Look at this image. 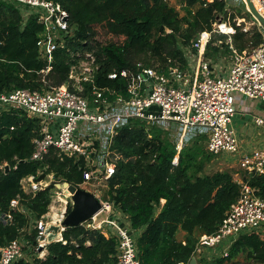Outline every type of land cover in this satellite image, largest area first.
Wrapping results in <instances>:
<instances>
[{
	"label": "trees",
	"instance_id": "obj_1",
	"mask_svg": "<svg viewBox=\"0 0 264 264\" xmlns=\"http://www.w3.org/2000/svg\"><path fill=\"white\" fill-rule=\"evenodd\" d=\"M52 1L68 12L69 30L49 66L38 47L45 35L38 15L31 13L25 21L22 7L0 0V94L17 89L45 92L62 85L74 89L72 67L93 54V82L84 83L82 95L91 96L96 86L110 91L112 99L128 97V81L110 79V74L135 71L139 63L166 76L170 68L185 71L186 50L196 53L194 44L203 32L212 33L207 59L216 62L231 54L229 36L213 32L216 23L236 29L231 41L240 53L264 40L257 27L243 32L253 17L246 9L229 16L225 0H181L180 10L168 0ZM40 134L38 119L22 110L0 108V249L23 239L31 253L17 264H117V239L85 225L66 228L62 241L45 247L43 258L36 253V223L49 212L56 183L81 186L86 169L83 158L65 157L55 149L43 160H31ZM206 141L207 136L199 135L178 152L170 132L140 120H132L114 138L109 160L116 173L103 198L128 217L132 232H140L136 243L142 264H190L194 257L196 264H264V227L240 235L226 257L221 245L215 252L195 253L199 238L217 231L241 194L232 170L211 171L216 156L208 152ZM43 173L54 182L26 192L22 181ZM242 180L264 199V176L243 173ZM14 200L17 207L11 205ZM3 215L11 219L4 222ZM179 232L185 233L183 240H178Z\"/></svg>",
	"mask_w": 264,
	"mask_h": 264
},
{
	"label": "built area",
	"instance_id": "obj_2",
	"mask_svg": "<svg viewBox=\"0 0 264 264\" xmlns=\"http://www.w3.org/2000/svg\"><path fill=\"white\" fill-rule=\"evenodd\" d=\"M12 1L23 8L25 21L34 13L44 24L45 35L38 42V47L42 58L50 66L53 52L64 46V35L69 30L68 12L52 0ZM251 1L264 18V0ZM240 2L247 4L246 0ZM252 26L260 30V22L254 18L250 25L245 22L243 32L248 33ZM226 27H229L228 30H225ZM213 32L229 36L228 44L232 51L229 63L224 57L216 62L205 57L212 33L203 32L194 44L196 53L186 50L189 67L185 71L170 68L166 76L153 67L139 63L135 71L110 74V79L125 78L129 90L128 97L119 95L112 99L110 91L96 86L91 89V96L82 95L84 83L93 82L95 70V57L88 54L85 64L72 67L70 79L74 81V89L68 85L45 92L17 89L0 94V108L22 110L28 117L40 121L41 136L34 141L31 160H43L51 149L65 157L83 158L85 185H107L115 175L116 166L109 160V152L119 130L130 125L132 120L174 132L178 152L192 138L205 135L208 152L216 157L241 155L239 164L245 173L264 176V149L254 150L251 154L243 153L234 128V118L243 98L264 102V40L259 46L240 53L231 41V36L236 33L234 27L219 22L214 24ZM255 123L264 127V118L255 117ZM36 179L30 176L22 181L26 192L35 193L54 182L53 176L48 182L38 183ZM55 195H59L57 200ZM98 198L101 210L84 225L100 230L107 238L117 239V264H142L128 217L112 202ZM11 205L17 207L18 201L14 200ZM71 207V194L56 189L49 212L36 223L40 230L39 239L53 225L60 227L58 241H62L65 231L62 223ZM10 219V215L1 217L4 222ZM262 227L264 199L257 196L248 183L242 182L240 198L231 206L217 231L199 238L195 253L200 255L205 250L215 252L221 245L226 257L228 248L240 235ZM48 244L39 242L37 251L43 246L45 249ZM25 246L22 240L17 239L1 248L0 264H17L24 258ZM45 255L39 253L40 258Z\"/></svg>",
	"mask_w": 264,
	"mask_h": 264
},
{
	"label": "rangeland",
	"instance_id": "obj_3",
	"mask_svg": "<svg viewBox=\"0 0 264 264\" xmlns=\"http://www.w3.org/2000/svg\"><path fill=\"white\" fill-rule=\"evenodd\" d=\"M168 1H169L171 6H174L178 10H180L181 0H168ZM225 1L227 2V11L229 13V16H231V14H234L235 12H238L239 10H241V11L245 10L244 4L241 3L240 0H225ZM244 13L245 12H243V14ZM106 39H108V38H104V40H106ZM84 62H87L86 59H84L81 62V64L82 65L85 64ZM247 127L250 130V134L249 135L244 133L245 130H247ZM234 128H235V130H236V132L238 134L239 140H241L240 136L242 135L243 141H244V143H246V141L248 142L250 140L251 135H254V137H255L254 141H258V143L256 142L255 147H257V144L260 145L257 149L256 148L255 149L258 150V149H263L264 148V127H259L255 123V118H253L252 114H248V115H246V117H244V114L241 113L240 110H238V113L236 114V116L234 118ZM170 134H171L172 139L174 141H176V137H173V135H175V133L174 132H170ZM255 149H253V150H255ZM253 150H251V151H253ZM219 157H218L219 159H215L213 161V163L211 164V171L212 172L220 170V169L229 168V166L227 164H230V163L235 164L233 162H236V164H239L238 161H239L241 155H237V156L234 157L233 155L223 154L222 156H219ZM228 160L230 162H228ZM239 167L240 166L237 165V167H235V168H239ZM240 169L241 168H239L237 170L240 171ZM232 170L236 171L235 169H232ZM51 178H52V176H49V177H47V179L45 181H47V182L51 181ZM80 187L83 188V189H86V190H88V191H90L92 193H94L98 197H103L104 190H106V188H107L106 184H104V183L98 184L96 186H90V185L83 184ZM58 197H59V195H57V196L55 195L54 199L57 200ZM139 234H140V232H133V237L135 239H137ZM60 237H61V235L58 237V239ZM177 238H178V240H183L185 238V233L184 232H179L178 235H177ZM21 240L24 243V245L27 244L25 241H23V239H21ZM39 242H41V244H43V243L44 244H48V235L45 233L44 235L41 236L40 239L38 238V243ZM39 251H37V249H36V253L37 252L41 253V254H46L47 253L46 249H44V246L40 247ZM30 253H31L30 250L27 249L26 247H24V258L29 257ZM239 260H243V258L240 257Z\"/></svg>",
	"mask_w": 264,
	"mask_h": 264
},
{
	"label": "water",
	"instance_id": "obj_4",
	"mask_svg": "<svg viewBox=\"0 0 264 264\" xmlns=\"http://www.w3.org/2000/svg\"><path fill=\"white\" fill-rule=\"evenodd\" d=\"M246 3L250 13L260 22V31L264 35V18L259 14L251 0H246ZM6 169H8L7 166ZM46 179L47 175L43 173L36 179V182H44ZM55 187L57 190H65L71 194L72 207L62 223L65 229L84 225L101 210V202L94 193L68 182L56 183ZM46 234L48 235V243L58 241L60 227L51 225L46 230ZM191 264H196V258L192 259Z\"/></svg>",
	"mask_w": 264,
	"mask_h": 264
},
{
	"label": "crops",
	"instance_id": "obj_5",
	"mask_svg": "<svg viewBox=\"0 0 264 264\" xmlns=\"http://www.w3.org/2000/svg\"><path fill=\"white\" fill-rule=\"evenodd\" d=\"M245 6V9H246V11L247 12H249L248 11V9H247V4H245L244 5ZM250 13V12H249ZM251 14V13H250ZM251 16L253 17V20H251V21H249V22H246V24L247 25H250L251 23H253L254 22V16L251 14ZM255 26H252L251 27V30H252V28H254ZM258 28V27H257ZM225 29H228V28H225ZM250 30V31H251ZM249 31V32H250ZM260 31V30H259ZM261 32V31H260ZM263 35V34H262ZM264 37V36H263ZM224 58H227V63H229L230 61V54H228V55H226V56H223ZM223 57H221L220 59H222ZM219 59V60H220ZM218 60V61H219ZM239 110H240V112L241 113H243L244 114V117H246V115H248V114H252L253 115V118H255V117H262V118H264V102H261V101H250V100H248V99H244L243 98V101H242V103H241V105H240V107H239ZM245 134H250V130H249V128L247 127V130H245V132H244ZM240 134V133H239ZM249 137V136H248ZM240 138H241V140H240V145H241V149H242V151H243V153H245V154H251L254 150L253 149H257L260 145L259 144H257V147H255V145H256V142L258 143V141H254V139H255V137H254V135H251V137H250V140L247 142L246 141V143H244V141H243V137H242V135L240 136ZM255 149V150H256ZM264 149V148H263ZM251 150H253V151H251ZM220 158V157H219ZM218 157H216L215 159H219ZM222 158V157H221ZM233 161V160H232ZM228 162H230L229 160H228ZM239 162V161H238ZM233 163H235V164H232V163H230V164H227L228 166H229V168H226V169H220V170H232V169H235L236 171H234V170H232L233 172H234V178L236 179V181H238L240 184L243 182V180H242V174L243 173H245L244 172V170L243 169H240V171L239 170H237V169H239V168H241V167H239V168H235V167H237V165L238 166H240V164H236V162H233ZM242 172V173H241Z\"/></svg>",
	"mask_w": 264,
	"mask_h": 264
}]
</instances>
